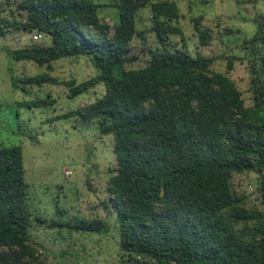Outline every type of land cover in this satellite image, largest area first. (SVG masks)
<instances>
[{
    "label": "trees",
    "instance_id": "16d2710c",
    "mask_svg": "<svg viewBox=\"0 0 264 264\" xmlns=\"http://www.w3.org/2000/svg\"><path fill=\"white\" fill-rule=\"evenodd\" d=\"M149 1L120 0L113 27L94 0H24L18 6L23 21L6 16L0 2V38L14 28L51 38L47 47L9 51L14 62L44 67L71 57L94 59L99 74L69 83V97L101 84L106 89L78 114L98 119L101 135L114 139L117 169L108 193L118 213L122 264H264V210L245 208L231 187L234 175L257 171L264 206V56L259 68L252 66L255 106L247 108L235 82L211 69L212 58L168 48L182 30L177 4L166 1L152 6L160 47L150 50L145 68L129 71L140 59L132 54L140 35L137 13ZM201 20L194 22L206 46L211 35L199 29ZM258 41L264 42L263 31L250 43ZM12 82L17 88L15 77ZM26 82L57 80L41 75ZM28 201L22 147L0 148V264H37ZM62 226L102 231L97 221Z\"/></svg>",
    "mask_w": 264,
    "mask_h": 264
},
{
    "label": "rangeland",
    "instance_id": "374dc122",
    "mask_svg": "<svg viewBox=\"0 0 264 264\" xmlns=\"http://www.w3.org/2000/svg\"><path fill=\"white\" fill-rule=\"evenodd\" d=\"M23 1L0 0L5 15L19 21L24 20L18 8ZM166 1L177 4L182 30V35L170 37L168 48L212 58L211 69L233 80L246 107L253 108L252 66L256 62L259 68L264 42L250 41L261 31L264 36V0H150L137 13L140 35L132 42V54L140 59L127 70L145 68L150 50L160 47L152 6ZM94 2L104 23L112 27L119 23L120 0ZM199 18V29L211 35L206 46L201 45L196 32L194 20ZM51 44L49 36L17 28L0 38V148L19 146L23 150L30 244L37 252V264H122L118 213L108 193L117 169L114 139L101 135L98 119L85 121L78 114L103 98L106 89L101 84L74 99L69 97V83L81 84L99 74L94 59L71 57L40 67L29 61L14 62L8 56L9 51ZM41 75L57 83L38 86L26 82ZM13 77L17 88L13 87ZM43 101L49 105H38ZM241 140L245 142V138ZM243 155L247 159L245 150ZM261 183L257 171L247 170L233 176L231 187L245 208L263 211ZM84 220L101 222V233L62 226Z\"/></svg>",
    "mask_w": 264,
    "mask_h": 264
},
{
    "label": "built area",
    "instance_id": "2783aa9c",
    "mask_svg": "<svg viewBox=\"0 0 264 264\" xmlns=\"http://www.w3.org/2000/svg\"><path fill=\"white\" fill-rule=\"evenodd\" d=\"M36 39H38V38H36Z\"/></svg>",
    "mask_w": 264,
    "mask_h": 264
}]
</instances>
